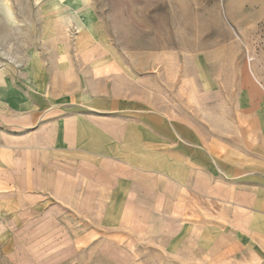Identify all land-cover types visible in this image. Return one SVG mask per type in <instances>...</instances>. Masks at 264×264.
Listing matches in <instances>:
<instances>
[{"label": "crops", "instance_id": "obj_1", "mask_svg": "<svg viewBox=\"0 0 264 264\" xmlns=\"http://www.w3.org/2000/svg\"><path fill=\"white\" fill-rule=\"evenodd\" d=\"M31 92L0 81V237L42 244L35 264H264V151L141 100Z\"/></svg>", "mask_w": 264, "mask_h": 264}, {"label": "rangeland", "instance_id": "obj_2", "mask_svg": "<svg viewBox=\"0 0 264 264\" xmlns=\"http://www.w3.org/2000/svg\"><path fill=\"white\" fill-rule=\"evenodd\" d=\"M0 81L141 100L218 149L264 151V0H0ZM23 241L0 237V264H35L43 245Z\"/></svg>", "mask_w": 264, "mask_h": 264}]
</instances>
